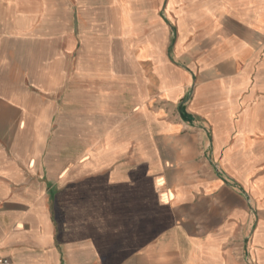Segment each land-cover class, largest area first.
<instances>
[{
    "label": "crops",
    "instance_id": "0c3cea01",
    "mask_svg": "<svg viewBox=\"0 0 264 264\" xmlns=\"http://www.w3.org/2000/svg\"><path fill=\"white\" fill-rule=\"evenodd\" d=\"M0 256L264 264V0H0Z\"/></svg>",
    "mask_w": 264,
    "mask_h": 264
},
{
    "label": "rangeland",
    "instance_id": "374dc122",
    "mask_svg": "<svg viewBox=\"0 0 264 264\" xmlns=\"http://www.w3.org/2000/svg\"><path fill=\"white\" fill-rule=\"evenodd\" d=\"M36 131L34 124H20L19 118H0V145L17 146L22 144L24 132Z\"/></svg>",
    "mask_w": 264,
    "mask_h": 264
},
{
    "label": "built area",
    "instance_id": "2783aa9c",
    "mask_svg": "<svg viewBox=\"0 0 264 264\" xmlns=\"http://www.w3.org/2000/svg\"><path fill=\"white\" fill-rule=\"evenodd\" d=\"M0 264H14L11 258L1 257L0 256Z\"/></svg>",
    "mask_w": 264,
    "mask_h": 264
}]
</instances>
